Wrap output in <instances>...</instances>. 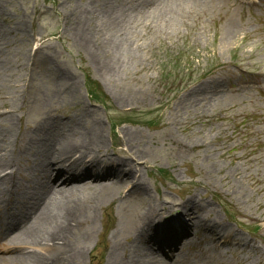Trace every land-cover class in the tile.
I'll return each instance as SVG.
<instances>
[{"label": "rangeland", "instance_id": "374dc122", "mask_svg": "<svg viewBox=\"0 0 264 264\" xmlns=\"http://www.w3.org/2000/svg\"><path fill=\"white\" fill-rule=\"evenodd\" d=\"M106 1L0 0V128L23 137L14 147L19 160L0 168L20 186L5 195L0 217L33 195L37 150H27L26 135L47 119L59 128L71 119L100 123L104 154L130 159L146 191L131 196L126 181L85 193L97 206L85 264L105 261L115 230L123 225L125 240L148 205H165L163 220L191 226L197 217L180 206L192 198L212 210L198 217L244 241L215 251L190 234L183 254L264 264V0H119L128 20L122 33L99 14ZM86 130L70 124L59 141H81ZM125 131L137 142L123 145Z\"/></svg>", "mask_w": 264, "mask_h": 264}, {"label": "bare ground", "instance_id": "6f19581e", "mask_svg": "<svg viewBox=\"0 0 264 264\" xmlns=\"http://www.w3.org/2000/svg\"><path fill=\"white\" fill-rule=\"evenodd\" d=\"M119 2L107 0L99 9V14L112 25L119 24L118 29L122 33L128 20L124 17L126 13L121 14L115 7ZM111 44V39L106 38L103 47L109 48ZM105 71L115 74L110 65ZM6 120L13 123L14 117L7 116ZM70 124L87 129V137L81 141H59L58 134ZM60 125L58 120L47 119L42 121L34 135H26V142L30 143L26 145L27 150L28 146L29 151L37 150L31 159L34 176L29 179L33 195L15 209L9 219L0 217V240L17 231L14 238L9 237V242L1 245L0 251L9 252V256L1 257L0 264H85L88 244L97 221V206L89 203L85 193L95 189L102 193L128 181V186H132L131 196L145 194L146 185L135 176V165L130 159L104 154L106 139L102 124L85 126L71 119L61 128ZM125 135L127 141L124 140L123 145L128 147L137 142L135 134L125 131ZM21 140L12 129L0 128V168L19 160L14 147L23 143ZM119 153L122 152L119 150ZM18 189L20 186L12 173L3 175L0 172V206L5 202L6 194L11 197ZM180 207L183 215L190 220L197 217L191 226L185 228L178 216L177 219L171 216L163 220L161 214L167 210L165 205H148L136 215V227L125 240L120 238L123 225H119L107 246V259L99 260L97 264H210L207 254L182 253L190 234L198 236L208 250L216 251L219 244L242 242L243 239L218 220L198 217L204 211L212 212L205 203H198L192 198ZM163 223H167L164 224L165 229L160 230ZM140 244L146 247L145 251H141Z\"/></svg>", "mask_w": 264, "mask_h": 264}]
</instances>
